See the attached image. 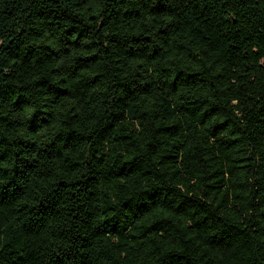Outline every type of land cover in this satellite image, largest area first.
<instances>
[{"label": "trees", "instance_id": "trees-1", "mask_svg": "<svg viewBox=\"0 0 264 264\" xmlns=\"http://www.w3.org/2000/svg\"><path fill=\"white\" fill-rule=\"evenodd\" d=\"M0 264H264V0H0Z\"/></svg>", "mask_w": 264, "mask_h": 264}, {"label": "clouds", "instance_id": "clouds-1", "mask_svg": "<svg viewBox=\"0 0 264 264\" xmlns=\"http://www.w3.org/2000/svg\"><path fill=\"white\" fill-rule=\"evenodd\" d=\"M39 41H37V43H38ZM49 110H51V109H49ZM39 135H43V133H40ZM45 139H47L46 137H45ZM36 203H38V200L36 201ZM114 211H116L115 209H114Z\"/></svg>", "mask_w": 264, "mask_h": 264}]
</instances>
